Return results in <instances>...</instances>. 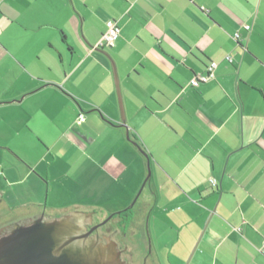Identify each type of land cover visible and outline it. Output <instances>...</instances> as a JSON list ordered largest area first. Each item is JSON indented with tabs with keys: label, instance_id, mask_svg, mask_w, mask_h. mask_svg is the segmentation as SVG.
<instances>
[{
	"label": "crops",
	"instance_id": "0c3cea01",
	"mask_svg": "<svg viewBox=\"0 0 264 264\" xmlns=\"http://www.w3.org/2000/svg\"><path fill=\"white\" fill-rule=\"evenodd\" d=\"M0 167L8 222L142 187L155 264H264V0H0Z\"/></svg>",
	"mask_w": 264,
	"mask_h": 264
},
{
	"label": "water",
	"instance_id": "95a60500",
	"mask_svg": "<svg viewBox=\"0 0 264 264\" xmlns=\"http://www.w3.org/2000/svg\"><path fill=\"white\" fill-rule=\"evenodd\" d=\"M107 58L109 59L108 55ZM109 61L121 111V125L125 127L126 138L129 140L128 129L122 116L114 64L111 59ZM146 167L147 175L142 187L149 177L148 160ZM135 199L128 207L133 205ZM91 216L92 212L73 210L50 220L40 216L6 226L8 230H3V235L0 233V264H119L118 252L114 251L112 245L102 244L95 235L89 237V233L96 226L86 230L84 223L90 221Z\"/></svg>",
	"mask_w": 264,
	"mask_h": 264
},
{
	"label": "flooded vegetation",
	"instance_id": "af4514ba",
	"mask_svg": "<svg viewBox=\"0 0 264 264\" xmlns=\"http://www.w3.org/2000/svg\"><path fill=\"white\" fill-rule=\"evenodd\" d=\"M136 202L127 211L119 210L116 212L108 213L105 218L94 219V213L90 221H85L86 230L96 226L94 230L89 233V237L97 236L102 244L112 245L114 251L118 252L119 264H155L153 258L149 255V251L140 248L139 237L136 232V216L138 212V205ZM70 212V210L63 211L55 215H49L46 212L39 213L32 218L42 216L45 220L57 218L63 214ZM21 219V220H27ZM8 222L0 226V233L3 235V230H8L6 226L11 225L14 222ZM139 235V237H138Z\"/></svg>",
	"mask_w": 264,
	"mask_h": 264
},
{
	"label": "built area",
	"instance_id": "2783aa9c",
	"mask_svg": "<svg viewBox=\"0 0 264 264\" xmlns=\"http://www.w3.org/2000/svg\"><path fill=\"white\" fill-rule=\"evenodd\" d=\"M244 29L248 30L249 25L245 24ZM120 35V27L117 24V22L113 19H108L105 21V30L104 32L100 35L99 39L97 42L92 46V49H97V48H104V47H111L113 46L115 40L119 37ZM232 37L237 40L239 38L238 32H235ZM229 58V57H228ZM216 62L215 61H210L206 67L205 71L203 73H198L196 75H193L190 80L189 84L192 86H196L199 83L206 82L209 79L214 77V68H215ZM80 120L82 118L80 117ZM1 173V170H0ZM211 185H215L216 181L215 179L211 178L210 179Z\"/></svg>",
	"mask_w": 264,
	"mask_h": 264
},
{
	"label": "rangeland",
	"instance_id": "374dc122",
	"mask_svg": "<svg viewBox=\"0 0 264 264\" xmlns=\"http://www.w3.org/2000/svg\"><path fill=\"white\" fill-rule=\"evenodd\" d=\"M60 164H62V165H64V163H59V167L61 166ZM0 170H1V167H0ZM50 172L53 174L54 173V171L53 170H50ZM50 173V175H52ZM37 174V173H36ZM44 175V174H43ZM146 175H147V173L145 174V177H146ZM45 176V175H44ZM52 177V176H51ZM145 177H144V179H145ZM44 179V178H43ZM137 193H138V191L133 195V197L130 199V201L128 202V206L132 203V201L135 199V197H136V195H137ZM66 196H69V195H66ZM138 197L139 196H137L136 197V199H135V202H136V204L138 205V202H137V199H138ZM80 198H84L85 199V201H91V200H93V199H90V197H88V196H82V195H80L77 199H80ZM141 199V198H140ZM64 200V199H63ZM114 198L112 197H110L109 199H108V203H104L102 206L103 207H99V206H96V208L95 209H98V210H100V211H103V212H95L94 214V219H102V218H105L106 216H107V214L108 213H110V212H106L105 210H113L114 208H116L115 206H113L114 205ZM43 201H44V199H43ZM49 202H50V200H48ZM62 204V203H61ZM79 204V203H78ZM113 204V205H112ZM136 205V206H137ZM79 206L80 207H71V205H69L68 207H61V208H45V209H47L46 211V213L47 214H49V215H55V214H58V213H61V212H63V211H66V210H70V211H73V210H75V208L76 209H78L79 211H81V210H84V209H87V207H84L83 205H80L79 204ZM82 206V207H81ZM9 221V219H0V226L1 225H4V224H6L7 222ZM139 227L136 225V232L139 234ZM144 231H145V233H146V231H147V228H146V224H145V229H144ZM138 237H139V235H138ZM139 244H140V248L141 249H145V246L143 245L144 244V241H143V239L141 238V236L139 237Z\"/></svg>",
	"mask_w": 264,
	"mask_h": 264
},
{
	"label": "trees",
	"instance_id": "16d2710c",
	"mask_svg": "<svg viewBox=\"0 0 264 264\" xmlns=\"http://www.w3.org/2000/svg\"><path fill=\"white\" fill-rule=\"evenodd\" d=\"M129 141H131L132 143H135L134 142V140H132V139H130L129 138ZM136 147H138L139 148V146H138V144L136 143ZM141 150V149H140ZM129 208H126V209H124L123 211H127ZM141 235V234H140ZM141 238L143 239V241H144V243L146 242V238H147V235H146V233H145V231H143L142 230V235H141Z\"/></svg>",
	"mask_w": 264,
	"mask_h": 264
}]
</instances>
